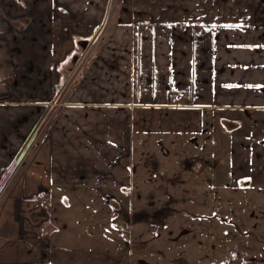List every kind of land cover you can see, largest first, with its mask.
Returning a JSON list of instances; mask_svg holds the SVG:
<instances>
[{
    "label": "crops",
    "instance_id": "crops-1",
    "mask_svg": "<svg viewBox=\"0 0 264 264\" xmlns=\"http://www.w3.org/2000/svg\"><path fill=\"white\" fill-rule=\"evenodd\" d=\"M162 136L203 148L190 191L262 200L224 217L264 213V0H0V264H149L131 178ZM89 212L130 224L106 258L65 229Z\"/></svg>",
    "mask_w": 264,
    "mask_h": 264
},
{
    "label": "rangeland",
    "instance_id": "rangeland-1",
    "mask_svg": "<svg viewBox=\"0 0 264 264\" xmlns=\"http://www.w3.org/2000/svg\"><path fill=\"white\" fill-rule=\"evenodd\" d=\"M85 39L90 44L94 37ZM148 149L149 155H145L140 146L136 148L134 157L139 156L141 160L137 159V174L131 178L132 210L136 217L143 216L131 223L136 259H146L149 264H219L230 263L231 257L236 263H241L244 257L264 258V213L256 211L250 220V210L245 211L240 223L252 229L250 234L239 223L238 213L224 217L226 202L233 206L238 202L250 206L262 200L253 194H226L225 191L210 195V191H190L188 186L196 174L186 160L192 152L203 148H197L188 139L162 136L153 140ZM182 186L185 188H179ZM79 219L84 220L81 226L77 219H71L77 225L73 227L70 221L65 228L73 233L74 253L90 255L98 251L106 258L111 254L108 250L117 251L116 241H109L100 234L130 230L125 220L102 229L101 216L90 212L79 215ZM225 223L229 224V229ZM113 247L115 249H111Z\"/></svg>",
    "mask_w": 264,
    "mask_h": 264
},
{
    "label": "water",
    "instance_id": "water-1",
    "mask_svg": "<svg viewBox=\"0 0 264 264\" xmlns=\"http://www.w3.org/2000/svg\"><path fill=\"white\" fill-rule=\"evenodd\" d=\"M78 45H80L84 50L87 49L89 45V40L88 39H82L78 41ZM80 55L79 54H74L72 58V63L75 65L77 61L79 60Z\"/></svg>",
    "mask_w": 264,
    "mask_h": 264
},
{
    "label": "flooded vegetation",
    "instance_id": "flooded-vegetation-1",
    "mask_svg": "<svg viewBox=\"0 0 264 264\" xmlns=\"http://www.w3.org/2000/svg\"><path fill=\"white\" fill-rule=\"evenodd\" d=\"M80 40H82V39H79L78 41H80ZM78 47H79V48H78V51H79V53H80V50H81L82 47H81L80 45H78ZM79 59H80V57H79ZM78 61H79V60H78ZM78 61H77V62H78Z\"/></svg>",
    "mask_w": 264,
    "mask_h": 264
},
{
    "label": "trees",
    "instance_id": "trees-1",
    "mask_svg": "<svg viewBox=\"0 0 264 264\" xmlns=\"http://www.w3.org/2000/svg\"><path fill=\"white\" fill-rule=\"evenodd\" d=\"M135 41H136V43H138V37H136Z\"/></svg>",
    "mask_w": 264,
    "mask_h": 264
}]
</instances>
